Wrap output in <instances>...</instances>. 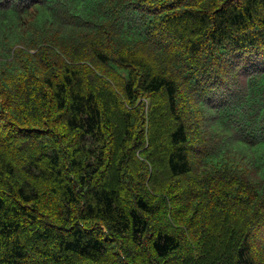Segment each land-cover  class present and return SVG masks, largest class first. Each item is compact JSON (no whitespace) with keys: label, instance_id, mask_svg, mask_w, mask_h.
<instances>
[{"label":"trees","instance_id":"obj_1","mask_svg":"<svg viewBox=\"0 0 264 264\" xmlns=\"http://www.w3.org/2000/svg\"><path fill=\"white\" fill-rule=\"evenodd\" d=\"M0 264H264V0H0Z\"/></svg>","mask_w":264,"mask_h":264}]
</instances>
